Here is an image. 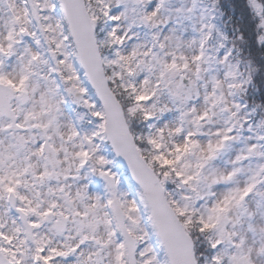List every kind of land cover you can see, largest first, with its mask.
<instances>
[{
    "label": "snow or ice",
    "instance_id": "6c2138e0",
    "mask_svg": "<svg viewBox=\"0 0 264 264\" xmlns=\"http://www.w3.org/2000/svg\"><path fill=\"white\" fill-rule=\"evenodd\" d=\"M0 264H264V0H0Z\"/></svg>",
    "mask_w": 264,
    "mask_h": 264
}]
</instances>
